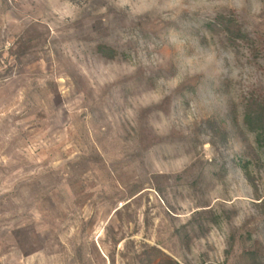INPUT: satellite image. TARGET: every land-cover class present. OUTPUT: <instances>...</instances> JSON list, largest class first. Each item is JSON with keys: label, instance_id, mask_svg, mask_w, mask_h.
<instances>
[{"label": "rangeland", "instance_id": "rangeland-1", "mask_svg": "<svg viewBox=\"0 0 264 264\" xmlns=\"http://www.w3.org/2000/svg\"><path fill=\"white\" fill-rule=\"evenodd\" d=\"M251 94L264 0H0V264H264Z\"/></svg>", "mask_w": 264, "mask_h": 264}, {"label": "trees", "instance_id": "trees-1", "mask_svg": "<svg viewBox=\"0 0 264 264\" xmlns=\"http://www.w3.org/2000/svg\"><path fill=\"white\" fill-rule=\"evenodd\" d=\"M211 28H214L217 32L225 34L231 40L233 38L242 39L247 41L248 38L241 29V27L233 20L227 17H223L215 20L209 24ZM106 47H100L99 53L101 55L113 58L115 52L111 51V54H107ZM244 123L248 130L254 135L255 142L258 149L264 154V101L259 96L251 94L246 101L244 110Z\"/></svg>", "mask_w": 264, "mask_h": 264}]
</instances>
